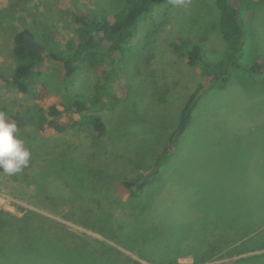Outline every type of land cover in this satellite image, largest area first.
I'll use <instances>...</instances> for the list:
<instances>
[{"label": "rangeland", "instance_id": "1", "mask_svg": "<svg viewBox=\"0 0 264 264\" xmlns=\"http://www.w3.org/2000/svg\"><path fill=\"white\" fill-rule=\"evenodd\" d=\"M16 3L17 0H0V71L13 67L9 55L12 34L27 24L19 17L22 11ZM35 3L30 0L26 7L35 14L46 12L51 29L64 39L70 35L67 9L72 3L89 13H113L121 0ZM217 18L214 0H164L140 24L139 45L149 42L152 67L159 76L173 75L180 83L190 85L197 82L198 76L185 65L183 45L199 42L214 59L220 58L224 46ZM243 18L249 28L242 59L245 65V59L255 49L264 56V0L250 18L245 17L244 11ZM34 39L45 43L39 35ZM138 56L134 51L126 60L130 73L138 66ZM237 73L240 77L225 88L210 90L201 97L190 125L159 180L148 188L143 203L151 207L149 216L144 217L154 221L191 220L196 226L208 220L205 218L218 225L245 221V237L224 247L230 254L202 264H264V200L260 193L264 189V85L245 81L241 69ZM94 78L84 66L80 77L65 90L57 75L50 72L45 77L49 95L33 101L0 81V111L10 120L14 112L34 117V123L18 129L19 136L26 142L37 132V136L46 139L48 150L52 148L48 156L42 155L40 162H29L16 175L0 171V213L21 220L28 217L27 223L32 224L22 231L18 228L17 235L7 233L0 238V264H124L121 253L141 264H150L126 249L133 244L131 239H118L119 233L122 238L132 228L127 224L121 227L114 219L119 211L115 199L130 200L114 177L134 173L130 158L138 166L150 161L175 124L176 104L147 101V107L140 112L125 107L102 110L107 133L100 142L91 136L88 126L62 133L48 127L44 115L36 110H45L53 100H66L76 91L88 93ZM134 84L141 90L144 87L138 80ZM183 86L177 88L179 95L184 92ZM189 227L192 226L174 224L167 230L190 236L193 233ZM252 255L256 257L235 263ZM177 264L194 263L192 256L187 255L180 257Z\"/></svg>", "mask_w": 264, "mask_h": 264}, {"label": "trees", "instance_id": "2", "mask_svg": "<svg viewBox=\"0 0 264 264\" xmlns=\"http://www.w3.org/2000/svg\"><path fill=\"white\" fill-rule=\"evenodd\" d=\"M28 1L30 0H17L16 5L21 7L19 9L22 11L19 17L23 24H27L23 28L14 29L9 53L14 65L0 71V81L33 101L49 95L50 88L45 77L50 72L57 75L61 87L65 90H69L80 77L84 66L88 67L95 77L88 93L76 91L66 100H53L45 110L41 108L36 110L44 115L48 127L62 133L69 128L88 126L91 136L100 142L107 133V123L101 113L102 110L125 107L140 112L147 107V101L153 104L156 102L166 104L169 101L176 104L175 124L164 142L155 150L150 161L138 166L135 160L130 158V164L134 165V173L122 178L117 175L114 177L118 178L130 199L129 201L115 199L116 209L119 211L116 212L114 219L116 223L118 221L121 223V227L127 224L132 228L122 238L119 233L118 239L126 241L131 239L133 244L127 245L126 249L150 264H177L180 257L187 255L192 256L194 264H202L216 256L224 258L230 254L224 247L245 237V233L248 232L245 221L241 222L239 219L240 221L234 224L218 225L210 218H205L208 220L203 223L197 221L200 222L199 226L191 220L172 223L154 221L144 217L149 216L151 207L143 203L148 188L161 177L167 161L190 125L193 112L204 94L213 89L225 88L230 81L240 77V73H237L240 69L245 73V81L264 85V56L255 49L251 57L245 59V65L242 62L249 29L246 19L244 22L243 12L245 11V17L250 18L253 10L263 0H214L218 11L217 28L224 46L223 54L220 58L214 59L201 43L184 44L185 65L198 76L197 82L190 85L180 83L173 75L167 78L159 76L152 67L153 55L147 49L149 42L139 45L140 24L150 18L155 8L164 0H121L120 7L113 13H89L76 3H72L67 9L71 23L70 35L64 39H61L55 29H51L53 25L48 23V14L43 11L35 14L34 10L26 7ZM35 7L38 8V3ZM26 32L31 33L33 37L39 35L45 40L44 44L41 43V50L26 51L23 41ZM134 51L139 54V62L134 68L135 71L130 73L126 60ZM136 80L144 83L142 90L134 84ZM182 85L184 92L179 95L177 88ZM11 119L15 121L18 129L28 123H34V117L28 118L21 112L11 114ZM45 140L37 136V132L34 133V137L26 140V146L31 151V163L40 162L42 155L50 154L52 148L48 150V143ZM261 190V197L264 200V189ZM118 212H121L120 216ZM2 215L0 213V238L7 233L17 235L18 228L22 231L32 226L27 223L30 221L27 220L28 217L21 220L10 214H4L6 217ZM199 216L201 215L196 217ZM111 223L115 225L113 221ZM183 223L192 226L188 231H192L193 234L181 236L174 233L176 230L168 232L169 226ZM256 255L242 257L235 263L252 259ZM121 261L124 264H141L140 261L122 253Z\"/></svg>", "mask_w": 264, "mask_h": 264}, {"label": "clouds", "instance_id": "3", "mask_svg": "<svg viewBox=\"0 0 264 264\" xmlns=\"http://www.w3.org/2000/svg\"><path fill=\"white\" fill-rule=\"evenodd\" d=\"M18 131L17 124L0 111V171L9 175L21 172L31 158V151Z\"/></svg>", "mask_w": 264, "mask_h": 264}, {"label": "water", "instance_id": "4", "mask_svg": "<svg viewBox=\"0 0 264 264\" xmlns=\"http://www.w3.org/2000/svg\"><path fill=\"white\" fill-rule=\"evenodd\" d=\"M23 41H24L26 51L36 52L42 49L41 44L34 39L31 33L26 32L24 34Z\"/></svg>", "mask_w": 264, "mask_h": 264}]
</instances>
